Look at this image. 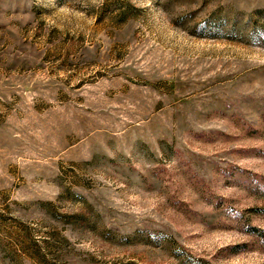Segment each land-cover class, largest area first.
Returning <instances> with one entry per match:
<instances>
[{"label": "rangeland", "instance_id": "obj_1", "mask_svg": "<svg viewBox=\"0 0 264 264\" xmlns=\"http://www.w3.org/2000/svg\"><path fill=\"white\" fill-rule=\"evenodd\" d=\"M0 264H264V0H0Z\"/></svg>", "mask_w": 264, "mask_h": 264}]
</instances>
